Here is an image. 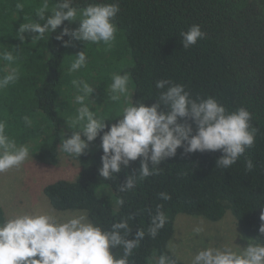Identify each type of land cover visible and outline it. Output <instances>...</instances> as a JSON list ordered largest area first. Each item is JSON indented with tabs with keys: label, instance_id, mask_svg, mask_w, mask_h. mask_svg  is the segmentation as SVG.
Listing matches in <instances>:
<instances>
[{
	"label": "trees",
	"instance_id": "1",
	"mask_svg": "<svg viewBox=\"0 0 264 264\" xmlns=\"http://www.w3.org/2000/svg\"><path fill=\"white\" fill-rule=\"evenodd\" d=\"M49 2L55 8L58 0ZM90 3L119 4L120 11L114 22L123 30L129 49L130 64L125 71L134 82L131 104L143 102L151 106L163 91L155 87L156 82L169 80L183 85L193 99L213 97L229 112L246 108L252 114L251 125L256 129L255 143L229 169L216 167L222 155L219 151L184 154L183 148H178L175 157L158 166V175L138 181L132 190L118 192L127 175L139 168L140 158L130 162L127 168L122 166L116 177L105 181L98 173L103 155L98 136L89 142L97 148L80 155L81 160L91 162L80 168L73 180L57 179L43 187L51 207L58 211L80 210L104 229L134 215L133 220H128L133 228L129 238H135L139 229L146 235L129 257L130 264H155L161 254L185 264L168 248L178 213L218 221L230 211L245 237L264 244V236L259 233L264 224L260 218L264 212V0H73L72 6L79 10ZM193 24L199 25L206 36L183 49L180 34ZM65 27L70 29L68 21L56 32L48 33L46 60L41 53L35 59L23 60L21 66L30 73V76L24 74V79L32 80L25 83L31 93L24 106L40 111L43 135L46 133L31 154L47 164L56 161L64 123L57 110V99L62 81L64 41H68L69 36H64L63 40L56 37ZM109 101L102 95L96 105L108 110ZM25 116L32 122L30 127L23 119ZM10 117L14 122L12 134L21 131L22 139L27 140L36 136L38 129L34 127L33 116L27 113L16 116L11 110ZM117 117L108 121L103 131H108ZM8 121L0 115V122ZM193 129L195 131L194 124ZM248 159L254 164L250 172L246 171ZM100 185L109 186L117 201L123 198V206L118 204L117 209H113L106 197L98 196L96 189ZM161 192L170 194L171 199L161 200L158 195ZM157 205L162 206L167 223L153 239L147 235V229ZM3 220L6 215L0 206V221ZM112 251L117 257L122 255V249Z\"/></svg>",
	"mask_w": 264,
	"mask_h": 264
},
{
	"label": "clouds",
	"instance_id": "2",
	"mask_svg": "<svg viewBox=\"0 0 264 264\" xmlns=\"http://www.w3.org/2000/svg\"><path fill=\"white\" fill-rule=\"evenodd\" d=\"M73 0H58L51 14L49 0H43L37 10L39 21L22 23L19 27L21 41L24 33H34L32 40H42L46 33H54L65 21H79V27L70 30L67 27L56 37L64 36L85 43L111 46L116 38L117 25L115 18L120 11L118 3H90L82 9L72 6ZM23 4L16 8L23 11ZM79 14V19H78ZM183 49L195 45L206 33L197 24L191 25L180 34ZM70 41H64L68 46ZM71 63L69 71L77 72L87 65L88 59L84 50L79 51ZM15 60L12 51H0V61L11 64ZM18 79V70L12 68L0 76V90L7 88ZM130 75L114 74L110 91L111 100L119 101L128 94ZM77 89V104L81 105L77 115L68 122L71 135L63 138L62 151L73 158L80 157L89 147V142L100 136L103 155L99 176L105 181L113 179L127 168L130 162L140 158L139 168L127 175L125 182L119 185L118 192H127L136 187L138 181L149 176L158 175L165 160L175 157L178 148L184 154L194 152H216L222 155L216 161V167L229 169L240 159L247 149L255 143L256 129L251 125L252 114L244 107L229 112L215 98L193 99L183 85L169 80H158L155 87L158 98L151 106L132 103L123 108L117 122L108 131L106 118L98 117L90 109L86 100L94 88L86 81L73 80ZM166 89V90H164ZM24 121L30 126L31 120L25 116ZM191 121V123H189ZM195 125V131L193 129ZM103 132V135H100ZM66 135V134H65ZM83 137V138H82ZM29 148L17 146L5 132V124L0 122V174L13 168H20L29 158ZM254 164L246 161V171H251ZM161 200H170V194H158ZM118 204L123 206L124 199ZM157 205L154 214L150 215L147 235L155 239L167 223V217ZM134 215L121 219L104 229L89 220L84 213L73 214L65 219H58L50 213L33 212L16 215L0 221V264H130L129 257L138 248L146 233L139 229L135 238L130 239L133 228L128 220ZM264 221V212L261 213ZM199 234L202 229L194 230ZM259 233L264 236V224ZM241 248V247H240ZM112 249H122L117 257ZM155 264H178L176 259L167 254L159 255ZM191 264H264V244L248 243L247 247L236 252L231 248H205L198 251Z\"/></svg>",
	"mask_w": 264,
	"mask_h": 264
},
{
	"label": "rangeland",
	"instance_id": "3",
	"mask_svg": "<svg viewBox=\"0 0 264 264\" xmlns=\"http://www.w3.org/2000/svg\"><path fill=\"white\" fill-rule=\"evenodd\" d=\"M18 2L23 4V11L16 8ZM42 4L41 0H0V51H12L15 57V60L7 65V68H5L7 62L0 61V76L12 68L18 70V79L7 88L0 90V115L9 120L8 123H4L5 132L8 133L9 138L14 140L17 146H27L30 152L28 160L20 168H13L0 174V206L4 209L6 219L33 212L50 213L58 219L84 213L80 210H55L43 193V187L46 184L57 179L73 180L80 168L91 162V160L89 162V159L83 161L80 157L73 158L64 153L61 148L64 136L67 138L72 131L78 130L68 126V122L74 119L77 115L76 110L81 106L75 101V96L79 93L72 84L73 80L86 81L94 88L93 93L85 103L98 117L106 118L105 123L121 114L124 107L131 105L133 98L134 82L130 76L128 94L121 96L119 101L111 100L110 85L113 75H123L130 64L129 49L123 30L117 27L116 38L110 47L103 43L84 44V42L72 39L69 36L68 41H70V44L65 46L61 68L62 81L58 88L59 99H57V110L64 121L61 126L60 149L53 164L43 163L32 156L31 153L34 151L35 146L39 144V140L46 133L43 135L44 124L41 122L42 114L40 111L37 109L31 111L30 108L24 106L25 100L28 102L31 93L25 83L32 80L24 79V74L30 76V73H27L21 66L23 60L35 59L41 53L44 60L48 58L49 53L46 50L48 33L45 34L42 40H32V37L36 34L24 33L25 39L21 41L18 30L22 23L39 21L36 12ZM53 9V5L49 2L48 12L52 13ZM39 22L43 23L42 21ZM69 24L70 30L79 27V21L69 22ZM82 50L86 53L87 65L77 72H70V65L76 58L74 55ZM102 95L111 100L109 101L110 107L108 110H105L104 107H97ZM11 110L12 113H16V116L27 113L36 119L34 121L36 131L38 129L36 136L28 137L27 140L22 139L21 131L18 134L10 132L14 131V122H11L10 119ZM16 129L19 131V126L16 125ZM96 148L95 144L89 143V147L84 153H92ZM96 194L106 197L113 209H117L118 201L109 186H98ZM174 227L175 231L168 243V248L185 264H191L192 257L205 248L228 247L239 252L241 248L247 247L248 243H256L241 233L236 219L230 211H227L218 221H210L203 216L178 213ZM196 228H201L202 231L197 234L194 231Z\"/></svg>",
	"mask_w": 264,
	"mask_h": 264
}]
</instances>
